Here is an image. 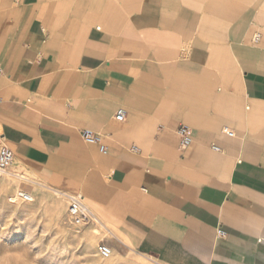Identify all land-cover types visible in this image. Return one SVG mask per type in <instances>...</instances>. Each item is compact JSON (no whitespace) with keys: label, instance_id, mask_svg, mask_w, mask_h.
Here are the masks:
<instances>
[{"label":"crops","instance_id":"1","mask_svg":"<svg viewBox=\"0 0 264 264\" xmlns=\"http://www.w3.org/2000/svg\"><path fill=\"white\" fill-rule=\"evenodd\" d=\"M0 68L31 193L149 264H264V0H0Z\"/></svg>","mask_w":264,"mask_h":264},{"label":"rangeland","instance_id":"2","mask_svg":"<svg viewBox=\"0 0 264 264\" xmlns=\"http://www.w3.org/2000/svg\"><path fill=\"white\" fill-rule=\"evenodd\" d=\"M7 172L20 175L13 165ZM5 177L0 179V264H149L136 254H117L112 248V256L101 259L97 246L107 234L96 223L74 227L64 205L70 202L52 193L33 194L32 184L9 177L10 186L3 188ZM18 191L32 195L33 202L12 203L10 198Z\"/></svg>","mask_w":264,"mask_h":264},{"label":"built area","instance_id":"3","mask_svg":"<svg viewBox=\"0 0 264 264\" xmlns=\"http://www.w3.org/2000/svg\"><path fill=\"white\" fill-rule=\"evenodd\" d=\"M2 77V70L0 68V79ZM123 111H118L115 115V120L121 121L123 119ZM179 138V149L186 150L192 144V138L190 134V130L188 127L181 125L178 127L176 131ZM226 135L228 137H233L232 132H227ZM80 138L85 144L89 145H98L100 147V151L104 154L106 153V149L101 145V137L93 134L89 130H83L80 132ZM213 150L219 151V148L216 146H212ZM133 151H136V148H131ZM14 162V154L6 146V144L0 145V179L7 173L9 168L13 165ZM11 202L21 201L24 203H31L32 198L29 193L24 191H18L13 194L10 198ZM70 204L67 208V213L69 217V222L74 227L87 226L92 221V216L88 209L83 205L79 198H70ZM217 236L223 237L225 232L222 230H217ZM97 255L101 259H108L112 255V250L109 246L104 243H99L97 246ZM150 264H157L154 261H150Z\"/></svg>","mask_w":264,"mask_h":264},{"label":"bare ground","instance_id":"4","mask_svg":"<svg viewBox=\"0 0 264 264\" xmlns=\"http://www.w3.org/2000/svg\"><path fill=\"white\" fill-rule=\"evenodd\" d=\"M4 176H6L7 178H12L14 180H19L20 182H23V183H28V184H33L34 182L29 180L27 177H23V176H20L19 174H17L16 172H7ZM5 177V179H3V188H7L10 186V183H9V180ZM11 189V188H9ZM60 195V194H59ZM31 198H32V202H33V196L30 195ZM61 196V195H60ZM63 197V196H62ZM64 198V197H63ZM97 235V234H96ZM112 256V255H111ZM110 256V257H111ZM109 257V258H110Z\"/></svg>","mask_w":264,"mask_h":264}]
</instances>
